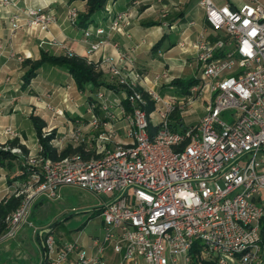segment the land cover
Segmentation results:
<instances>
[{
    "label": "built area",
    "instance_id": "built-area-1",
    "mask_svg": "<svg viewBox=\"0 0 264 264\" xmlns=\"http://www.w3.org/2000/svg\"><path fill=\"white\" fill-rule=\"evenodd\" d=\"M1 3L16 9L9 17L12 32L48 30L55 22L44 9H19L13 0ZM199 5L213 34L190 43L200 77L186 93L141 90L137 74L111 65L122 99L114 96L116 88L106 86L89 97V124L96 131L93 155L54 160L10 148L21 166L5 188V201L14 197L19 204L4 216L0 241L32 225L29 217L38 199H57L61 187L72 186L109 195L99 206L103 235L92 239L95 251L88 253L76 241L58 247L47 224L42 227V264H65L70 257L73 264H106L108 248L118 255L115 264H192L193 257L216 264H264V9L258 3L232 9L212 0H199ZM77 15L76 8L69 10L72 24ZM120 21L113 19L110 29L119 30ZM104 33L101 27L83 32L85 39ZM9 57L25 60L14 52ZM162 80L168 81L166 72L156 74L152 84ZM144 92L154 103L151 112ZM201 96L206 103L199 120L176 122L173 128L171 115L185 112ZM97 109L104 111L105 121ZM53 111L63 114L60 108ZM226 111L225 120L221 114ZM118 115L127 122L126 141L117 139ZM4 133L17 136L10 127ZM71 137L81 140L79 131Z\"/></svg>",
    "mask_w": 264,
    "mask_h": 264
},
{
    "label": "crops",
    "instance_id": "crops-1",
    "mask_svg": "<svg viewBox=\"0 0 264 264\" xmlns=\"http://www.w3.org/2000/svg\"><path fill=\"white\" fill-rule=\"evenodd\" d=\"M1 1L0 146L10 150L13 146L9 143L17 140L20 144L14 147H19L25 155L38 154L40 152L39 143L35 130L32 132L35 139L29 140L24 130L17 127L16 115L18 113L29 118L31 115L39 117L43 128H55L59 126L58 123H61V131L69 130L62 136V140L66 138L72 146L82 147L84 156L88 157L94 154L92 138L96 131L89 124L90 114L87 112V101L94 93L91 91L93 86L87 84L83 90L78 89L65 68L61 69V66L50 64L41 66L29 82H24L23 75L29 67L28 62L37 60L41 52L55 56L70 53V56H78L88 63H92L96 71L99 72V82L117 89L114 95L116 98L122 99L121 88L111 75V65L121 67L124 74H128L130 71L137 74L139 77L137 86L141 90L150 87L164 95L168 91L179 90L178 87L171 84L172 80H186L183 77L184 66L191 65L196 60L190 43L202 34L207 36L213 34L205 22L204 10L200 7L199 0H108L103 9L92 15L86 28L79 27L76 21L72 24L68 18L71 8H76L78 13L85 10L86 3L83 0H13L19 9L36 7L52 12L55 16V22L50 25L48 30L31 31L20 28L14 32L11 31L9 17L16 9L2 5ZM212 1L218 6L228 5L232 9H237L246 3H258L264 9V0ZM118 17H121L119 30L110 29L111 21ZM98 27L105 30L102 36L92 35L85 39L84 30H94ZM96 42H101L100 46L98 49L92 50L91 44ZM157 43L158 45L154 49ZM10 52L24 56L25 60L19 62L10 58ZM119 53L123 54V58H120ZM163 72H166L168 81L162 80L153 85L154 76ZM144 77L147 80V85L142 80ZM170 85L173 87L172 89L169 88ZM103 88H105L104 85L99 87V89ZM73 89L77 91L81 103L85 106L84 115H80L77 111L81 105L76 102ZM179 93H181L180 90ZM56 108L64 110L68 113V117L54 118L53 109ZM112 111L116 114L119 113V109L116 108ZM96 113L100 121L106 120L103 110L97 109ZM178 118L184 124H193L186 123L181 116ZM199 118L200 116L197 115L198 120ZM172 122L175 124L178 121L172 120ZM114 125L117 139L126 141V120L119 116ZM7 127L14 130L17 136L12 137L4 133V129ZM72 131L80 132L81 144L74 143V139V142L70 140ZM61 139L60 141H62ZM86 149L88 151H85ZM18 168L17 163L11 168L0 165V204L5 201V188L16 177ZM46 199L42 197L35 202L29 217V222L32 225L24 224L27 227L23 225L16 235L15 242L19 248L24 249L23 252H19L18 248H15L14 241H0V264L43 263L45 250L42 227L47 224L52 227L54 225V222L46 221L48 220L44 214ZM95 211L99 214V207ZM101 226L102 232L91 235L90 242L85 247L79 243V239L82 237L80 235L74 239H64L54 234L57 245L61 247L67 242L76 241L88 253H93L95 250L92 247V239L101 237L104 232L102 221ZM32 240L35 241V244H32ZM4 256L5 258L9 256V260H4ZM117 258L118 255L108 248L106 264H115ZM65 264H73V258L70 257Z\"/></svg>",
    "mask_w": 264,
    "mask_h": 264
},
{
    "label": "rangeland",
    "instance_id": "rangeland-1",
    "mask_svg": "<svg viewBox=\"0 0 264 264\" xmlns=\"http://www.w3.org/2000/svg\"><path fill=\"white\" fill-rule=\"evenodd\" d=\"M60 68L63 69V67ZM183 77L186 80L192 77H196V78L200 77V69L197 60H195V62L193 61L191 65L184 66ZM73 92L76 102L79 103V105H81L78 107L77 111L80 115H84L85 106L83 103H81L80 101L81 98L79 97L77 91L73 89ZM168 92H173L174 94H178L179 90L168 91ZM205 99L206 97H202V96L197 98L195 102L185 107L186 109H188L186 112H180V110L176 111L174 115L175 118L173 117L172 120H177L176 118L181 116L183 120L186 121V123H196L198 121L197 115L201 116L203 113V107L206 103ZM228 113L229 112L226 111L221 114L223 119L226 120ZM53 114H54L53 117L55 116L54 118H57L58 116L61 117V119H63L62 117L64 118L68 117V113L64 112V110L62 115H57L56 113ZM16 123H17V127H20L22 130H24L29 140L35 139L34 136L32 135V132L35 129L33 127L32 120L29 117L24 116L22 113H18L16 115ZM58 124L59 126L51 129L42 127L41 137L44 138L47 137L48 135H50V137H53L51 140H49V144L58 148L59 151L69 146L71 148V152H69V154L65 156H71L77 153L81 154V152L79 151L74 152V149L78 148L79 146L76 145L72 146V144L69 143L70 141H67L66 138L63 140L61 139L62 136H64L69 130H67L66 132L61 131L62 124L61 123ZM60 139L62 141H60ZM70 140L74 142L73 138H71ZM80 142L81 141H75L74 143L79 144ZM18 144L20 143L17 140H14L9 143V145L13 147ZM5 148L6 147H3V149ZM38 148L40 149L41 146L39 145ZM60 158L62 157H59L58 159ZM59 196L60 197L57 199L47 198L45 200L44 214L46 216V219H48L46 221L47 222L52 221V223L54 222L53 229H54V234L56 236L64 239H74L75 237H77V235H80L82 237L81 239H79V243L80 244L82 243L81 245L84 247L87 246L90 242L89 237L91 235L102 232L101 218L99 214L96 213L95 209L100 206L102 201L107 200L109 198V195L98 196L96 194L90 193L88 191L76 187L65 186L59 189ZM24 226L27 227V225ZM9 241H14V244L16 245L15 248L16 249L18 248L17 250H19V252L24 251V249L22 247L19 248V245L15 242L16 236L13 238L6 239L5 242H9ZM32 244H35L34 240H32ZM5 259L9 260V256H7L6 258L4 256V260ZM230 264H235V263L231 262Z\"/></svg>",
    "mask_w": 264,
    "mask_h": 264
},
{
    "label": "trees",
    "instance_id": "trees-1",
    "mask_svg": "<svg viewBox=\"0 0 264 264\" xmlns=\"http://www.w3.org/2000/svg\"><path fill=\"white\" fill-rule=\"evenodd\" d=\"M86 3V8L84 11L79 12L76 19V24L81 28H86L88 25V22L92 15L103 9L106 5L108 0H83ZM158 43L155 44L154 49L157 47ZM29 67L25 71L23 75L24 82H29V80L34 77L39 70L41 66L44 64H50V65H58L63 68H65L68 73L71 75L75 86L83 90L87 84H91L93 87L91 91L95 92L99 89L100 86L104 85L106 87H112L111 85H105L102 82H99V72L96 71L95 66L92 63H88L85 59L74 56V55H50L46 52H41L40 57L37 60L29 61L28 62ZM199 78H190L188 80H180V79H174L172 80L171 84L178 87L181 93H186L188 91V88L192 86L193 84L197 83ZM144 96L148 99V104L146 106L147 112H151L154 110V103L153 101L149 100V97L144 92ZM126 104V103H125ZM176 113V112H175ZM175 113L171 115V118L174 117ZM35 133L39 142V145L41 146V154L50 157L51 159H58L59 157H63L65 155H68L69 152H71V148L68 146L65 149L58 151L56 147L49 144V140H51L53 137H50L48 135L47 137L42 138L41 137V128L43 127L42 122L40 121L39 117L31 115L30 116ZM175 118V117H174ZM179 123H181V120L179 118H176ZM173 128H178L176 124H171ZM151 130H154V127H151ZM79 151L81 154L83 153V149L81 147H78L74 149V152ZM19 156L16 153H12L9 149H3L2 146H0V165L11 168L15 163L20 165ZM19 204V199L10 197L6 201L2 202L0 204V235L4 231V216L15 209L17 205ZM260 234H261V242L264 245V218L261 221L260 225ZM44 245V243H43ZM192 264H216V262L212 259L206 260V259H198L197 257H193Z\"/></svg>",
    "mask_w": 264,
    "mask_h": 264
}]
</instances>
